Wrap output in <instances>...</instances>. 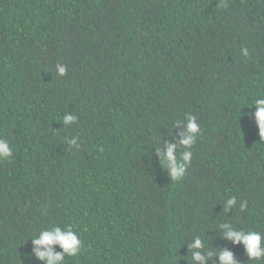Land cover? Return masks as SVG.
Wrapping results in <instances>:
<instances>
[{"label": "trees", "instance_id": "trees-1", "mask_svg": "<svg viewBox=\"0 0 264 264\" xmlns=\"http://www.w3.org/2000/svg\"><path fill=\"white\" fill-rule=\"evenodd\" d=\"M259 98L264 0H0V138L13 152L0 160V264H42L31 239L52 226L82 241L64 264H199L195 238L264 264L218 229L264 234ZM188 114L200 133L172 180L153 149L177 142Z\"/></svg>", "mask_w": 264, "mask_h": 264}, {"label": "clouds", "instance_id": "clouds-1", "mask_svg": "<svg viewBox=\"0 0 264 264\" xmlns=\"http://www.w3.org/2000/svg\"><path fill=\"white\" fill-rule=\"evenodd\" d=\"M242 55L247 56L248 50L243 48ZM59 76L66 74V67L62 64L56 65ZM256 107L254 118L259 129L260 137H264V98L256 99L253 103ZM78 121L75 114H65L63 125L69 126ZM176 125L182 127L180 139L177 142H169L164 146L163 152L160 147L154 148L156 157L161 167L167 172L172 180H179L183 177L187 165L191 162V148L196 142L200 133V126L195 116L188 114L185 121H177ZM78 138H72L68 143L77 146ZM180 149H183L180 152ZM13 157V152L8 140L0 138V160ZM238 204L237 198L232 196L222 205L225 216L229 211H234ZM248 207L247 201L239 203V211L244 212ZM218 229L222 230V239L229 241L232 245H242L249 260H264V234L258 231H244L237 229L234 224L224 222L219 224ZM32 255L42 264H64L65 257H78L82 249V241L78 234L71 227L62 228L52 226L41 230L39 234L32 238ZM192 250V259L199 264H207V261L215 257L218 264H238L234 253L228 248H224L213 254L205 252L204 243L200 238H195L189 246ZM57 248L60 251H57Z\"/></svg>", "mask_w": 264, "mask_h": 264}]
</instances>
